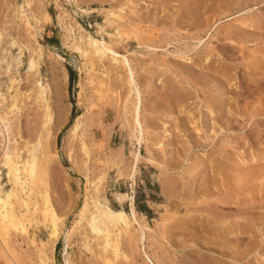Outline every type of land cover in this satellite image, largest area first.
Masks as SVG:
<instances>
[{
	"label": "rangeland",
	"instance_id": "374dc122",
	"mask_svg": "<svg viewBox=\"0 0 264 264\" xmlns=\"http://www.w3.org/2000/svg\"><path fill=\"white\" fill-rule=\"evenodd\" d=\"M21 8L41 22L37 41L30 40ZM116 25L131 34L128 42L118 37ZM88 32L112 45L119 60L129 57L143 98L141 143L132 132L134 96L126 67L109 53L97 58L84 37ZM0 33L3 43H28L19 70V48L5 55L14 63L16 84L0 76L7 98L2 109L17 92L21 107L8 115L17 140L11 135L6 147L16 145L23 162L35 144L39 166L49 160L51 168L36 193L19 192L30 210L12 198L29 222L25 233L10 229L7 242L0 235V264H264V0H0ZM31 56L38 58V75L28 71ZM67 65L78 74L74 102ZM58 79L62 94L55 86L44 102L37 98L38 83L53 88ZM58 95L67 119L47 151L36 143L45 133V101L57 115ZM73 103L87 113L72 136V124L64 129ZM2 148L0 184L7 193L14 184L3 168ZM136 149L141 158L132 182ZM163 181L173 185L172 201L161 194ZM44 186L62 220L53 247L47 241L51 221L41 215ZM120 192L129 194L121 203ZM91 195L129 214L134 200L149 226L144 243L150 258L135 222L119 236L117 254L104 248L89 215H78Z\"/></svg>",
	"mask_w": 264,
	"mask_h": 264
},
{
	"label": "bare ground",
	"instance_id": "6f19581e",
	"mask_svg": "<svg viewBox=\"0 0 264 264\" xmlns=\"http://www.w3.org/2000/svg\"><path fill=\"white\" fill-rule=\"evenodd\" d=\"M77 4H78V7H81L80 2L77 3ZM21 9H23V11L21 10L23 12L21 18H23L25 20L26 27H27V29L29 31L28 34H30V36H31L30 40L32 39V40L37 41V36L39 35V29H40V26H41L39 24L41 22H40L39 18H30V16H26V14L24 13L25 12L24 8H21ZM84 11H86V10H84ZM49 16L50 15H47V17H49ZM42 20H43V18H42ZM44 20H46V19L44 18ZM49 20H50V18H49ZM107 21H108V23L112 22L111 19H109ZM76 24H78V26H79V28L81 30H84V28L82 27V25L80 23H76ZM123 27H124L123 25L122 26L121 25L117 26V31L116 32H117V35H118L119 38H121L125 42H128L130 40V38H131V34H128V32H126L125 29H124L125 27L124 28ZM99 28H100L101 31L104 30V28L101 25H99ZM130 33L133 34V32H130ZM40 35H39V37H40ZM82 35H83V33H82ZM84 37L88 40V42L90 44V47L94 51L93 53H95L97 58L99 57V59H100V58H102L104 56H107L108 53H109V54H111V59L114 62H118V63L121 62V64L124 65V67H126V70H127V82L130 85L129 91L134 96V102L132 103L133 104V109H131V114H132L131 116H132V119H133L131 121V123H133L132 132H133L134 136L136 137V140L138 141V143H141L142 142L141 141L142 138H144L143 135H144V132H145L144 131L145 127L143 126V123H142V120H141V110H142V99L143 98H142V94H141L142 93L141 89H140V87H139V85L137 83V80L135 78L134 70H133V68L131 66L129 57L123 55L122 59L119 60L118 59V52L113 48L112 45L106 43L105 40L102 41V40H99L97 38L95 39V37L92 36L89 32L87 34H85ZM31 41H29V42H31ZM5 43H3V37L1 36V33H0V60H1L0 61V66L2 65V63H3L2 61H4V59H6L4 61L6 63H4V64H7V65H5L6 68H4L3 65H2V67L4 68L3 69L4 71H2V69L0 70V76L2 75V73H4V76H7L6 79L8 78V80L10 81V83L13 86L14 84H16V81H17L16 78L13 77V75L11 76V74L13 73L12 69H14L15 66H14V63L11 60L10 61L12 63L9 62V59L7 60V58H5V55L6 54L8 55V53L11 54V51H13L14 48H19V52H18V55H17L19 58H18V60H17V58L14 59V61L17 60L15 62L16 71L19 70L24 64V62L22 61V57L24 56V50H25V47H27L26 44H28V43L27 42H26V44L25 43H21V42L18 43L16 40L11 41L9 44H8V42L6 44ZM31 43H33V42H31ZM7 44H8V46H7ZM39 49H41V48H39ZM34 52H36V51H34ZM89 54H90V52H89ZM38 56H39V53H38ZM60 57L63 58L62 55ZM37 59L34 56H31L29 58V60H28L29 61L28 62L29 63L28 71H31L32 74H35V75L39 74V65H38V60ZM92 59H94V58H92ZM92 59H90V60H92ZM1 78H2V76H1ZM4 82H5V80H4ZM61 83H62L61 80L58 79V81L54 84L53 88L50 87V86L49 87H44L41 83H38L40 88L38 89L39 92H38L37 98L42 100V101L46 100V97L48 96V93L50 91L54 95V90H55L54 87L55 86L58 87L57 88L58 91H61V94H62ZM2 86L0 85V147H3L2 150H1L3 152V155H1V158H2V156L4 157L3 158V164H2L4 166L3 168H6L8 170V172H7V178L8 179L7 180H9L11 183L14 184V188H11L10 190H8L7 193H2V190H3L2 188L3 187L0 184V235H2L1 237L4 240V241L3 240L2 241L4 243L7 240V238H5V237H7V235L11 234V233H9L10 229H13V230H16V231L17 230H21V232L24 231L23 233H25L27 231L26 226H25V223H26L25 221L27 220V217H26L25 214L27 213L28 210H30V203L31 202H29L28 199L26 200V197H25V199H23L24 197L20 198L19 192L25 193L24 190H29L30 194H31V192L32 193L35 192L34 191L35 186L37 188V185L39 183H42V181H44V176H46L44 174L46 172L50 173L51 168H49V164H48L49 160H45L46 162L45 161L41 162V164L42 163H44V164L43 165L40 164V166H39L40 157L35 153L36 152L35 144L31 145L30 147L28 145L26 150H27V152H29V154L27 155L28 157L26 159H23V162H20V159H22L21 158V153L23 155V152L20 149H18V147L16 145L14 147H9V146L6 147L7 146L6 145L7 141L8 142H12L10 139H11V135H12V131L11 130H13V128L10 127V124L7 123V119L8 118L10 119V117H9L10 113H15L16 114V111H19V108H21V107L18 106L19 102L17 103V95H16L18 93L17 92L15 95H13L14 99L12 98L13 99V102L11 101L12 105L10 104L9 107L6 108L5 110L2 109V107L5 105V104L3 105V103H5L7 101L6 100L7 98L3 94ZM78 96L82 97V92H79ZM45 102H46V104L44 103L46 105V108L44 110L45 111V120H44V122H42V123H44V125H43L44 126V130L43 131H45V133H44V136H43V134H41L42 135V140H39L36 144L38 146L40 145V147L43 146L46 149V148H48L47 145L49 144V142H51L52 139L54 137H56L57 132L63 127V125H64V123H65V121L67 119V114L65 113L66 107H65V104H64V99L61 98L60 96L56 100V103L58 104V108H59V113H57V115L52 112L49 102L48 101H45ZM125 108L126 107H124V111H125ZM126 110H129V109H126ZM132 110H133V112H132ZM126 112L128 113V111H126ZM86 113H87V110H84V111H82V112L77 114V116L75 117L74 122L72 123L71 128L69 130V135L73 136L75 134L80 133V131L82 130V128L85 125ZM20 116L21 115H19V112H18V117H20ZM127 117H128V114H127ZM15 121L16 120L14 119V122ZM10 122L12 123V121H10ZM17 124H18V122H17ZM11 126H12V124H11ZM17 131L18 130H16V132ZM13 135H14V138H15L16 136H15L14 133H13ZM16 142H15V144H16ZM134 142H136V141H134ZM82 145H83L82 148H83V150H85L86 154L88 152L90 153V151L88 150V147L86 146L87 144L86 143L85 144L82 143ZM5 147H6V149H5ZM135 148H137V147H135ZM19 150L21 151V153H20ZM46 150L48 151L49 149H46ZM132 153H133L132 157H133L134 162H133V165H132V167L130 169V172L128 174H129L130 180H132V182H133L134 176H135V173H136V170H137V165H138V163L140 161V158H141V152L136 149ZM68 159H69L70 162L72 161L71 152H68ZM0 160H2V159H0ZM40 167H42V169H40ZM21 174L23 176H21ZM104 174H106V173H104ZM47 177H46V180H47ZM2 178L3 177L1 176V173H0V182H1ZM47 181H46V184H47ZM168 182L163 181L161 183V194L165 198L166 201H170L172 196H174L173 193H172V191H173L172 186L173 185L171 183H168ZM42 184L44 185V183H42ZM88 185H89V183H88ZM44 187H45L44 190L42 189L44 193L41 192L43 194V198H44V202H43L44 205L43 204L40 205L41 213H42L41 215H43L45 222H46V220H47V222L49 220L51 221L50 222L51 231H50L49 238H48L47 241H48V243H51V245H52L51 247H53V245L57 241V239L59 237V234H60V230H58L57 227L60 226L59 223H60L61 219H60V215L58 216L56 210L53 208V204L51 205L52 202H51V199H50V196H49L48 188L46 189V186H44ZM88 187H90V186H88ZM18 188H20L19 191H18ZM26 194H27V192H26ZM127 196H129V194H127L125 192H120L118 194V196H117V199L121 203ZM12 198L17 199L19 202L21 201V208H23L22 206H25L27 208V211H26L25 214H23L24 212L23 213H19L16 210L17 209L15 207L16 204L14 205L15 202L13 203V201L15 199H13V201H12ZM99 199H98V197H97V199L93 198L92 195L91 196H87L85 201H84V204L80 208V214H78V215L79 216L80 215L84 216V218H85V215H87V216L89 215L88 216V217H90L89 218L90 219L89 222L91 224L92 229H94V228L97 229L98 237L101 236V235L104 237V243H105L104 244V248L108 249L110 247V248L113 249V251L116 252L115 254H117L118 242H119V238H120L119 236H121V233L123 231L126 232V233H129L132 222H135L137 224V226H138V230L140 231L139 232L140 233V239H142L141 242H142V245H143L142 246V250H143L145 256L147 258H150L149 254L147 253V250L145 249V243H144V241H145L144 240L145 239V232L149 228V226H148L147 222L143 219V217H141V216L139 217L138 216L134 200L131 199V201H130L131 209H130V214H129L126 210H124L122 208L123 206L120 207V208H113L106 201L102 202V201H99ZM30 201H31V199H30ZM91 203L93 204V208H94L93 210H91V208H90L91 207ZM163 203H164V201H163ZM32 204H34V203H32ZM42 205H43V207H42ZM37 206H39L38 202H37ZM37 206H36V208H33V209H35V211L37 210ZM165 208H167V206ZM38 209H39V207H38ZM35 211L33 210V212H35ZM141 215L143 216V214H141ZM217 215H216V217L220 216V215L219 216H217ZM30 219H32V218H30ZM223 219L224 218L220 219V221H222ZM217 224H219V223H217ZM215 227H216V225L214 226V230H217V229H215ZM87 243H89V242L87 241ZM9 251H10V249H9Z\"/></svg>",
	"mask_w": 264,
	"mask_h": 264
},
{
	"label": "trees",
	"instance_id": "16d2710c",
	"mask_svg": "<svg viewBox=\"0 0 264 264\" xmlns=\"http://www.w3.org/2000/svg\"><path fill=\"white\" fill-rule=\"evenodd\" d=\"M49 39L51 40L52 38H49ZM67 69H68V73H69V88L68 89H69L70 99H71L72 102H74V100H75V98H74L75 97L74 96V90H75V86H76L77 81H78V74H77V71L73 67H71L69 65H67ZM78 113L79 112H78L77 106H76V104L73 103V109H72V112H71L70 122L65 127L64 131L67 128H69V126L72 124L73 120L75 119V117L77 116ZM61 135L59 136V142H60ZM146 210L148 212L151 211V209L148 206H146Z\"/></svg>",
	"mask_w": 264,
	"mask_h": 264
}]
</instances>
